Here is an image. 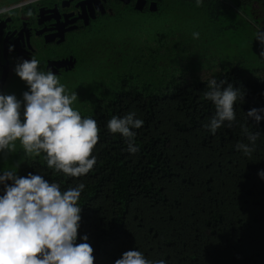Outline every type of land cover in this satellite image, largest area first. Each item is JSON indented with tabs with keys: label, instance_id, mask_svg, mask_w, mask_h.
Masks as SVG:
<instances>
[{
	"label": "trees",
	"instance_id": "trees-1",
	"mask_svg": "<svg viewBox=\"0 0 264 264\" xmlns=\"http://www.w3.org/2000/svg\"><path fill=\"white\" fill-rule=\"evenodd\" d=\"M153 1L159 10L150 19H162L164 9L188 5L215 27L236 9L264 21L259 17L264 0H203L199 7L195 0ZM135 18H121L116 34H110L116 39L112 78L107 69H98L90 75L96 85L86 89L78 83L75 90L60 81L69 94L80 97L73 107L100 128L94 168L82 177L65 176L48 168L44 154L26 155L19 142L12 152L16 162L10 160L19 164L18 175L39 174L62 191L85 185L77 243L87 237L94 264H115L134 248L166 264H264V179L258 175L264 170V120L257 125L246 117L253 108L264 109V79L244 80L239 68L224 61L215 74L208 70L212 78L226 80L225 87L230 83L245 93L234 106L236 121L213 135L203 127L215 114L212 102L203 99L209 80L201 73L207 69L194 71L193 61L185 57L184 63L187 53L181 45L170 49L167 32L154 40L151 31H144L148 21ZM118 53H125L130 65ZM193 56L194 62L206 64L197 52ZM178 60L182 66L175 64ZM118 62L125 66L117 67ZM26 91L27 86L15 95L22 99ZM130 111L144 121L135 130L136 154L127 152L125 139L106 126L113 116ZM245 128L262 135L251 156L236 150L237 143H247Z\"/></svg>",
	"mask_w": 264,
	"mask_h": 264
},
{
	"label": "clouds",
	"instance_id": "clouds-1",
	"mask_svg": "<svg viewBox=\"0 0 264 264\" xmlns=\"http://www.w3.org/2000/svg\"><path fill=\"white\" fill-rule=\"evenodd\" d=\"M199 7L203 0H195ZM6 9H0L4 12ZM194 39L200 38L194 32ZM254 38L264 45V29ZM264 56V52H261ZM16 76L28 91L22 99L0 92V156L11 154L19 142L28 156L44 154L47 166L69 177L88 174L97 163L93 150L99 141L97 121L82 117L73 107L76 92L68 93L53 71H43L40 60H22L15 66ZM226 80L212 78L207 82L203 99L212 102L215 114L203 127L215 135L219 129L236 121L234 106L243 102L245 93ZM247 119L257 125L264 120V109H251ZM144 121L134 111L107 122L111 134H119L127 143L126 151L136 154L137 129ZM247 143H237L236 150L251 156L260 132L248 133ZM0 170V264H94L93 248L82 237L77 243L85 188L83 183L61 190L39 174L18 175L17 169ZM264 179V170L258 173ZM115 264H166L164 259L149 260L142 252H125Z\"/></svg>",
	"mask_w": 264,
	"mask_h": 264
},
{
	"label": "flooded vegetation",
	"instance_id": "flooded-vegetation-1",
	"mask_svg": "<svg viewBox=\"0 0 264 264\" xmlns=\"http://www.w3.org/2000/svg\"><path fill=\"white\" fill-rule=\"evenodd\" d=\"M137 1L0 0V9H6L0 12V92L24 90L26 84L14 69L18 62L32 58L40 60L43 71L51 70L67 83L98 69H107L108 79L112 78L116 39L110 34H116V22L153 14V0H144L142 10L136 9ZM117 56L130 65L125 53ZM124 66L118 62L117 67Z\"/></svg>",
	"mask_w": 264,
	"mask_h": 264
},
{
	"label": "rangeland",
	"instance_id": "rangeland-1",
	"mask_svg": "<svg viewBox=\"0 0 264 264\" xmlns=\"http://www.w3.org/2000/svg\"><path fill=\"white\" fill-rule=\"evenodd\" d=\"M259 17L264 18L262 12L259 13ZM156 18L153 16L150 19L148 16L135 19L139 23L148 21L149 26L144 31H151V38L154 40L157 39L158 35L167 32V36H170V49L174 50L181 45V50L187 53V56L183 58L184 63H187L185 60L187 57V60L193 61L192 68L194 71L207 69L201 73L204 79L210 80L212 79L211 75L218 72L216 66L219 65V61L227 62L231 68H239L243 72L244 80L258 81L264 79V56L261 55V52H264V45H261L254 38L257 30L264 29L262 19H253L244 14L242 10L236 9L232 16H224L219 27H215L213 25L216 23L209 25L210 23L207 22L208 19L203 13L190 10L188 5L176 6L172 10L164 9L163 18L160 20H156ZM221 29L224 31H220ZM194 32L200 33L199 39L193 38ZM187 37H190L192 42L186 40ZM194 52H197L200 57H204L206 64L194 62V60L197 61L193 56ZM175 64L178 67L182 66L179 60ZM170 68V64H168V69ZM209 69H212V74L208 71ZM166 72L168 75L171 73V71ZM185 80L190 82L191 77L186 75ZM67 81L74 87V90L78 87V83H85L86 89L98 83L96 79L93 83V77L84 73H80L77 78H70ZM79 100L80 97L78 96L77 101ZM15 158L12 153L0 156V170L13 169L16 162ZM10 159L14 160V163Z\"/></svg>",
	"mask_w": 264,
	"mask_h": 264
},
{
	"label": "water",
	"instance_id": "water-1",
	"mask_svg": "<svg viewBox=\"0 0 264 264\" xmlns=\"http://www.w3.org/2000/svg\"><path fill=\"white\" fill-rule=\"evenodd\" d=\"M124 3L128 4L130 0H122ZM144 5V0H138L136 4V9L142 10ZM150 11L152 13H155L158 11V4L156 2H153L150 7Z\"/></svg>",
	"mask_w": 264,
	"mask_h": 264
}]
</instances>
